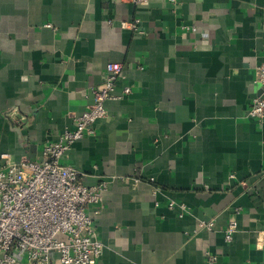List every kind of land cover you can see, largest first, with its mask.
Segmentation results:
<instances>
[{
	"label": "crops",
	"instance_id": "crops-1",
	"mask_svg": "<svg viewBox=\"0 0 264 264\" xmlns=\"http://www.w3.org/2000/svg\"><path fill=\"white\" fill-rule=\"evenodd\" d=\"M263 61L264 0H0V169L41 160L120 66L131 94L63 161L106 183L96 264H264Z\"/></svg>",
	"mask_w": 264,
	"mask_h": 264
},
{
	"label": "built area",
	"instance_id": "built-area-1",
	"mask_svg": "<svg viewBox=\"0 0 264 264\" xmlns=\"http://www.w3.org/2000/svg\"><path fill=\"white\" fill-rule=\"evenodd\" d=\"M120 76V66H106L101 87L91 90L92 103L75 118L73 130H65L43 147L41 160L21 159L0 169V264H96L100 259L103 244L94 217L102 209L106 183L86 186L83 175L63 161L71 146L92 135L91 126L107 116L108 101L131 94L130 87L115 93ZM254 82L264 91V61L256 68ZM248 116L264 120L263 95L251 99ZM168 207L177 208L179 217L187 212L183 204L170 202ZM213 227V221H199L196 231ZM236 229V222L229 220L224 231L227 243ZM208 260L214 262L215 257L208 255Z\"/></svg>",
	"mask_w": 264,
	"mask_h": 264
}]
</instances>
